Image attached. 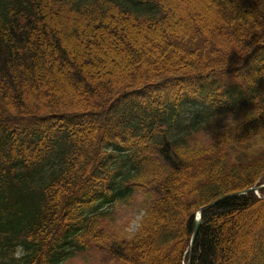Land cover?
<instances>
[{"label":"trees","instance_id":"16d2710c","mask_svg":"<svg viewBox=\"0 0 264 264\" xmlns=\"http://www.w3.org/2000/svg\"><path fill=\"white\" fill-rule=\"evenodd\" d=\"M263 183L264 0H0V264H264Z\"/></svg>","mask_w":264,"mask_h":264},{"label":"clouds","instance_id":"9594fccd","mask_svg":"<svg viewBox=\"0 0 264 264\" xmlns=\"http://www.w3.org/2000/svg\"><path fill=\"white\" fill-rule=\"evenodd\" d=\"M248 87H255L256 81L255 79L249 78L246 80ZM260 111H253V116L260 115ZM214 119V115L211 113H206L204 119L200 121L199 127L196 131H194L191 137H180L173 143V152L174 154L182 159V160H189L194 158L195 156L199 155L202 148L204 147L203 142L208 141L211 143L212 137L209 132L206 131V127L209 123H211ZM231 122V121H230ZM146 213L142 212L141 216L145 215ZM26 250L23 248L22 245H18L15 251L12 253L13 257L16 260H21L26 255ZM80 258H69L65 264H76Z\"/></svg>","mask_w":264,"mask_h":264},{"label":"water","instance_id":"95a60500","mask_svg":"<svg viewBox=\"0 0 264 264\" xmlns=\"http://www.w3.org/2000/svg\"><path fill=\"white\" fill-rule=\"evenodd\" d=\"M261 187H264L263 186H260L258 188H261ZM258 188H255V189H258ZM254 188H249V189H245L243 191H236V192H232V193H228V194H225V195H222L220 197H218L217 199L213 200L212 202H210L208 205H206L205 207H203L202 209L204 208H207L213 204H215L216 202H218L219 200L225 198V197H228V196H233V195H238V194H241V193H245V192H248V191H252ZM201 209V210H202ZM200 218H201V213L199 214L198 218H196L195 220V226H194V231H193V236H192V242H191V245L193 244L194 240H195V237H196V234L198 232V229H199V225H200Z\"/></svg>","mask_w":264,"mask_h":264},{"label":"rangeland","instance_id":"374dc122","mask_svg":"<svg viewBox=\"0 0 264 264\" xmlns=\"http://www.w3.org/2000/svg\"><path fill=\"white\" fill-rule=\"evenodd\" d=\"M231 123H232V119L230 117L225 116V117L221 118V121H220L221 127H226V126L230 125ZM221 129H224V128H220V130ZM138 218H139V215L136 216L134 220H131V223L129 225L131 231H133L136 228ZM224 225L228 226V223H224ZM233 246H234L233 248H235V246H236L235 243L233 244ZM76 264H80V260L76 261Z\"/></svg>","mask_w":264,"mask_h":264}]
</instances>
